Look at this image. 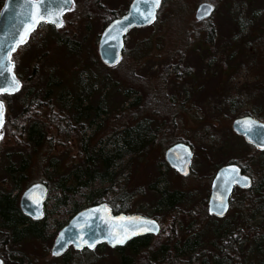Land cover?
Returning <instances> with one entry per match:
<instances>
[{
	"label": "rangeland",
	"instance_id": "1",
	"mask_svg": "<svg viewBox=\"0 0 264 264\" xmlns=\"http://www.w3.org/2000/svg\"><path fill=\"white\" fill-rule=\"evenodd\" d=\"M129 2L73 0L60 26L39 25L12 53L21 84L16 93L0 95L4 107L0 193H8L19 206V197L28 185L44 183L48 188L42 219L46 232L41 238L0 246V258L4 262L2 255H9L7 264H116L118 253L106 245L89 255L74 253L70 247L67 255L51 256L57 227L68 219L72 208L69 205L56 212L53 201L60 196L59 183H72L73 171H81L79 167L88 164L87 158L99 151L101 155L112 151L122 125L128 127L148 118L157 131L154 142L131 159L125 158L115 182L100 192L109 195V201L121 190L131 194L134 201L129 212L158 219L161 234L156 241L169 236L179 242L197 239L191 264H216L219 260L220 264H256L257 253L264 251L256 236V228L264 222V201L253 200L245 216L239 206L242 192L235 190L224 217L207 215L206 207L209 183L221 165L236 162L253 181L264 177L262 156L231 129L233 119L243 114L264 121V0H164L151 25L128 31L121 61L107 67L97 50L104 28L97 7L103 5L120 16ZM201 2L213 4L214 10L210 17L198 21L194 12ZM207 28L213 29L210 43L205 41ZM172 67H176L178 79L163 74ZM80 92L83 101L67 111L60 100L72 103ZM149 94L151 100L147 101ZM159 94H163L165 106H171L170 113L178 111L170 120L161 115L153 119L149 113L153 102L161 98ZM136 97L141 101L132 106ZM27 105L51 125L39 145L25 139L17 142L11 129L8 134L11 122ZM85 107L88 109L73 124L72 114ZM65 125L73 132L68 143L69 135L59 131ZM176 141L189 143L193 151L187 177L165 167L164 151ZM92 158L97 162L98 158ZM19 169L25 177L16 184L11 173L18 176ZM162 188L183 193L169 212L158 210ZM79 204L86 201L81 198ZM244 221L250 236L235 238V260L218 257L220 235L237 233Z\"/></svg>",
	"mask_w": 264,
	"mask_h": 264
},
{
	"label": "trees",
	"instance_id": "2",
	"mask_svg": "<svg viewBox=\"0 0 264 264\" xmlns=\"http://www.w3.org/2000/svg\"><path fill=\"white\" fill-rule=\"evenodd\" d=\"M96 2H98V0H94V3ZM99 6L100 8L97 7V16L102 20V25L104 27L113 18L117 17L118 14L115 11L107 10V8L103 5ZM212 30V28L205 29V32H207V38L205 41L208 43L211 42L213 37ZM180 61L181 60L179 59L178 62ZM179 65L176 67L179 68ZM176 67H172V70H169L168 68L164 69L163 74H165V76H173L178 79V73L175 69ZM49 91L50 90L47 89V94ZM160 95L161 94H159V96ZM80 97L85 98L82 92L76 95L74 101H71L72 103L66 102L65 99L60 100V102L65 107V109L70 112L72 108H78L79 102L81 100L83 101V99ZM59 99H61V97H59ZM148 100H151L150 94L147 97V101ZM140 101V98L136 97L131 105H139ZM28 105L27 107L25 106L23 108L24 111L22 110V112L15 119H13L10 124V128L8 129V134L11 129L13 132L12 135L17 140V142L21 140L24 141L25 139L35 145H39L44 139L47 138L49 127L51 125L48 126L45 124L43 119L36 112L33 114L32 111H29ZM170 107L171 106H165L164 97L162 94L161 98L154 101L151 108L149 107V113L153 115V119H155V117L158 115L164 116L168 119L170 117L171 119V117L176 115L178 111L170 113ZM87 109L88 108L85 107L82 109V111L79 110L80 112H75V114H72V123H76L78 121V116L83 115L82 113H84ZM98 113L99 112L97 111L96 114ZM136 117L137 113L132 116V119H135ZM65 128L63 127V129H59V131L60 134L62 133L69 135L67 138L68 143L70 140V135L73 132H71L69 125H65ZM63 131L65 133H63ZM156 132V129L151 127L150 119L148 118L140 119L128 127L122 125L121 136L114 143L113 149L110 153L105 155H101L100 151L98 153H94L92 157L98 158L95 160L97 162H94L92 157L87 158L86 162L88 164L86 165L83 162L84 166L79 167L82 169L81 171L78 169L73 171V175L75 177L72 183H59V187L57 189L60 190V196L56 197L53 201V206L56 208L55 211L60 212L61 208L68 207L69 205H71L72 208L70 209V216L68 219H66L64 222H61L57 227V230L66 224V222L76 212L86 207V205L90 206L93 204L105 203L111 207L113 213H128V207H133L132 203L134 201L133 198H131V194H126V192L121 190V193L119 192L114 201H109V195H106L105 193L103 194V192H100V190L104 186L109 184L111 185V183L115 182L118 169L125 158L129 157V159H131L135 155L141 153L148 144L154 142L156 138ZM256 152L260 154L264 160V151ZM236 164L238 165V163ZM165 167L168 168L166 163ZM19 172L21 173L18 176H14V173H11V179L16 184H20V180L24 179L25 177L22 169H19ZM162 189L163 191L161 192V197L157 203L158 210L163 208L165 212H169V210H171L177 204V201L180 199V197L183 196V193L179 191L167 192L165 188ZM239 191L242 192V199L239 202L240 212L246 216V212L252 208L251 202L253 200L259 202L264 201V177L261 176L256 181H253L252 186L249 189ZM81 198L86 201V204H83L82 206L79 204V200ZM115 201H117V204L114 203ZM43 217L39 220L30 219L29 217L22 214L13 197L9 196L8 193H0V246L11 245V243L15 244L16 242L28 237H44L46 225L42 220ZM246 222L247 221L242 222L244 224L237 229V233L231 232L229 235L222 233V235H220V238L218 239V247L216 248L218 257L227 258L231 261L235 260L238 253V243H236L235 238L238 235H245L246 237L250 236V233H248L250 232V229H248L246 226ZM256 230L258 231L256 236L258 238L259 245H264V222L262 226L260 228H256ZM193 231L195 232V230ZM160 234L161 229L156 235L145 234L129 240L123 246L114 247V250H116L118 253V260L116 264H191L193 262L194 256L191 254L194 250V245L196 243L195 240L197 239L191 240L187 238L179 242L175 237L169 236L166 237L164 241H156V238L159 237ZM189 234H192V231L189 232ZM104 245L105 244H101L95 249H98ZM257 248L258 247H256V249ZM68 251L69 249L66 250L62 255H67ZM72 251L74 253L82 254L89 253V250L86 249L82 251ZM186 254H189L187 259L184 258ZM257 254L259 256L257 257L256 264H264V251L262 254L260 252ZM15 256L16 255H12V259H17ZM2 257L5 258L4 264H7V262L10 260V256L3 254ZM220 262L221 260H219L216 264H220Z\"/></svg>",
	"mask_w": 264,
	"mask_h": 264
},
{
	"label": "water",
	"instance_id": "3",
	"mask_svg": "<svg viewBox=\"0 0 264 264\" xmlns=\"http://www.w3.org/2000/svg\"><path fill=\"white\" fill-rule=\"evenodd\" d=\"M39 3V9L35 7ZM162 4L153 6L151 0L144 3L143 0H130L127 9L120 16L113 18L102 29L97 42L98 55L101 62L107 67L116 66L122 58L125 35L132 28H143L149 26L155 19L146 20L141 12H146L151 8L155 18ZM72 5L65 4V0H5L0 11V95L13 94L15 90H10V86L18 78L13 72V63L10 60L11 54L18 45L23 44L28 35L36 26L41 23H52L53 19L61 20L64 12L68 11ZM138 9L140 11H138ZM214 6L209 2H201L195 9L194 18L203 20L210 17ZM60 12L59 16L55 13ZM43 16L44 19L39 17ZM20 86V82H19ZM0 120L3 122V106L0 112ZM2 123H0L1 128ZM232 131L238 136H242L246 143L255 147L258 151L264 150V122H260L250 115L236 117L231 122ZM164 159L168 165L182 176H186L190 171L191 149L182 142L170 146L164 153ZM235 166V169L230 167ZM243 177H248L241 172L235 164H225L221 166L213 175L210 183V192L207 199V214L221 218L225 216L230 208V197L235 187L249 189L252 180L248 177L245 181ZM48 188L44 183L35 182L28 185L19 197V209L25 216L32 220H39L44 215V202ZM126 218H146L154 220L155 226L149 225V230H132L129 225H135L137 221ZM159 223L152 217L139 213H113L111 207L105 203L93 204L82 208L76 212L56 233L50 247V255L61 256L70 247L75 251L94 250L101 244L114 248L123 246L129 240L145 234L156 235L159 232ZM63 234V235H62ZM127 239L123 243L111 242L113 237H123ZM87 240L94 247H89L83 243ZM59 241V243H58ZM0 264H4L0 258Z\"/></svg>",
	"mask_w": 264,
	"mask_h": 264
},
{
	"label": "snow or ice",
	"instance_id": "4",
	"mask_svg": "<svg viewBox=\"0 0 264 264\" xmlns=\"http://www.w3.org/2000/svg\"><path fill=\"white\" fill-rule=\"evenodd\" d=\"M70 2H71V0H65V4H68ZM143 2L144 3H149V0H143ZM151 4L153 6H159L160 0H151ZM35 7H37V9H39V3L37 5H35ZM138 11H140V10L138 9ZM55 15L56 16H59L60 15V12H56ZM141 15H143L146 20H148L149 18L155 19V15H154L153 11L151 10V8L149 10H147L146 12H141ZM39 18L40 19H44L43 16H40ZM52 22L57 23L58 25H60V24L63 23L62 20H55V19H53ZM17 87H19V82L18 81H14L13 84L10 86V90H15ZM0 91H4V89H0ZM2 106H3V102L0 101V112H2ZM0 123H2V120H0ZM0 135H2V134H0ZM230 167H232L233 169H235V166L234 165H231ZM243 179L245 181H247L248 180V177H243ZM119 219H122V220L128 219V220H135V221H137V223L135 225H129V229H132V230H143V231H147V230H149V228H148L149 225L155 226L156 228H158V226H156V223H155L154 220H148V219L143 218V217H140V218H135V217H133V218L120 217ZM125 239H127V235H124L123 237L117 236V237H113L111 239V242L113 244H115V243H123ZM58 243H59V241H58ZM83 243L88 244L89 247H94V244H89V242L87 240L83 241Z\"/></svg>",
	"mask_w": 264,
	"mask_h": 264
},
{
	"label": "flooded vegetation",
	"instance_id": "5",
	"mask_svg": "<svg viewBox=\"0 0 264 264\" xmlns=\"http://www.w3.org/2000/svg\"><path fill=\"white\" fill-rule=\"evenodd\" d=\"M4 2H5V0H2V3H1V7H0V11H1V9H2V7H3V5H4ZM72 3H73V0H72ZM71 7H72V5H71ZM71 7H70V9H71ZM70 9L68 10V11H66V12H64L63 14H62V16H61V20H63V17L70 11ZM41 24H45V25H48V26H50V27H58V26H55L54 24H52V23H44V22H41V23H39L37 26H36V28L34 29V30H32L31 32H30V34L28 35V38H29V36H31L34 32H35V30L39 27V25H41ZM61 25V24H60ZM59 25V26H60ZM107 25V24H106ZM105 25V26H106ZM104 26V27H105ZM28 38H27V40H28ZM26 40V41H27ZM25 41V42H26ZM24 42V43H25ZM23 43V44H24ZM23 44H21V45H23ZM21 45H18V47H17V49L21 46ZM17 49L15 50V51H17ZM14 51V52H15ZM13 52V53H14ZM12 55V54H11ZM10 60H11V56H10ZM11 62L13 63V61L11 60ZM13 72H14V63H13ZM14 75L17 77V75L15 74V72H14ZM18 78V77H17ZM18 80H19V82H20V84H21V81H20V79L18 78ZM5 95H9V94H5ZM3 111H4V107H3ZM244 115H248V114H244ZM244 115H241V116H244ZM250 116H252V115H250ZM240 117V116H239ZM252 117H254V116H252ZM255 119H257L258 121H260V122H264L263 120H260V119H258V118H256V117H254ZM237 135V134H236ZM243 140H244V138L242 137V136H240ZM245 141V140H244ZM178 142H182V143H185V144H187L189 147H190V149H191V159H192V153H193V151H192V148H191V146L189 145V143H187V142H185V141H176V142H174V143H172L171 145H169L166 149H165V151L170 147V146H172V145H174V144H176V143H178ZM246 143V142H245ZM246 144H248V143H246ZM248 145H250V144H248ZM251 147H253L252 145H250ZM254 149H255V147H253ZM165 151H164V153H165ZM255 151H258V150H256L255 149ZM264 151V150H263ZM259 152H262V151H259ZM191 159H190V171H189V174H191ZM165 160V159H164ZM166 162V161H165ZM228 163H231V164H235V165H237L235 162H228ZM228 163H226V164H228ZM166 165H167V167H168V169L169 170H172L173 171V173H175V174H177L178 176H180V177H187L189 174H187L186 176H182V175H180L179 173H177L174 169H172L169 165H168V163L166 162ZM223 165H225V164H223ZM223 165H221V166H223ZM220 166V167H221ZM240 169H241V172L243 173V174H245V175H247L248 177H250L251 178V180H252V182H253V179H252V177L247 173V171L241 166V165H237ZM220 167H218V169L220 168ZM217 169V170H218ZM216 170V171H217ZM215 171V172H216ZM215 172H214V174H215ZM213 174V175H214ZM213 175H212V178H213ZM212 178H211V180H212ZM210 183H211V181H210ZM210 183H209V188H210ZM235 190H245V189H240V188H237V187H235L234 188V190H233V193L235 192ZM209 192H210V190H209ZM48 194V193H47ZM209 195V194H208ZM46 198H47V196H46ZM207 199H208V197H207ZM45 202H46V199H45ZM45 202H44V208H45ZM115 203L117 204V201H115ZM230 204H231V198H230ZM110 207V206H109ZM207 208V207H206ZM128 213H131V212H128ZM148 217H150V216H148ZM152 218H154V217H152ZM158 223H159V221L156 219V218H154Z\"/></svg>",
	"mask_w": 264,
	"mask_h": 264
}]
</instances>
